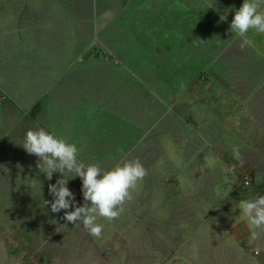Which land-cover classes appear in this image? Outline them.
I'll use <instances>...</instances> for the list:
<instances>
[{
    "label": "rangeland",
    "instance_id": "obj_1",
    "mask_svg": "<svg viewBox=\"0 0 264 264\" xmlns=\"http://www.w3.org/2000/svg\"><path fill=\"white\" fill-rule=\"evenodd\" d=\"M242 2L0 0V264H264L239 209L264 195V33L230 32ZM37 127L85 164L143 166L99 237L44 204Z\"/></svg>",
    "mask_w": 264,
    "mask_h": 264
},
{
    "label": "clouds",
    "instance_id": "obj_2",
    "mask_svg": "<svg viewBox=\"0 0 264 264\" xmlns=\"http://www.w3.org/2000/svg\"><path fill=\"white\" fill-rule=\"evenodd\" d=\"M225 16H220V20L223 21ZM250 29L257 34L264 33V0H243L234 11L229 30L243 38L244 45L253 43L247 36ZM21 146L38 158L39 173L46 179L51 180L53 174H59L56 181L48 185L51 201H44L51 213L63 210L65 221L82 225L94 237H99L103 229V224L97 223L98 217L107 220L118 217L123 211V203L130 198V189L145 175L138 159H125L109 170H103L97 163L85 164L78 159L79 149L75 143L42 127L27 130ZM233 155L239 159L236 148H233ZM74 178L81 181L80 191L85 203L80 206L67 187L68 181ZM239 209L255 228L264 226V195L239 201Z\"/></svg>",
    "mask_w": 264,
    "mask_h": 264
},
{
    "label": "crops",
    "instance_id": "obj_3",
    "mask_svg": "<svg viewBox=\"0 0 264 264\" xmlns=\"http://www.w3.org/2000/svg\"><path fill=\"white\" fill-rule=\"evenodd\" d=\"M174 9L176 10V7L178 6L177 4L179 3V0H177V1H175L174 0ZM169 8V7H168ZM179 9V8H178ZM187 8H184V9H182V10H180L179 9V11H178V14H181V15H183V13L185 12V10H186ZM180 11L182 12V13H180ZM233 14H234V12L232 13V16H233ZM250 31H251V29H250ZM203 32H204V30H203ZM251 41H252V39H250ZM40 43V41H38V43L37 44H39ZM51 49H54L53 47L51 48ZM247 81H252V77L251 76H247ZM235 80V79H234Z\"/></svg>",
    "mask_w": 264,
    "mask_h": 264
},
{
    "label": "water",
    "instance_id": "obj_4",
    "mask_svg": "<svg viewBox=\"0 0 264 264\" xmlns=\"http://www.w3.org/2000/svg\"><path fill=\"white\" fill-rule=\"evenodd\" d=\"M94 46H95V45L93 44L91 47H89V48L86 50V52L84 53V55L82 56L81 59H83L86 55H88L89 52L91 51V49L94 48ZM105 56H107V58H109V56H108L107 54H105Z\"/></svg>",
    "mask_w": 264,
    "mask_h": 264
},
{
    "label": "built area",
    "instance_id": "obj_5",
    "mask_svg": "<svg viewBox=\"0 0 264 264\" xmlns=\"http://www.w3.org/2000/svg\"><path fill=\"white\" fill-rule=\"evenodd\" d=\"M243 180H244V182H245V184H246V182H247L246 180H247V179L245 178V179H243Z\"/></svg>",
    "mask_w": 264,
    "mask_h": 264
},
{
    "label": "trees",
    "instance_id": "obj_6",
    "mask_svg": "<svg viewBox=\"0 0 264 264\" xmlns=\"http://www.w3.org/2000/svg\"><path fill=\"white\" fill-rule=\"evenodd\" d=\"M38 107V104H36V108Z\"/></svg>",
    "mask_w": 264,
    "mask_h": 264
}]
</instances>
